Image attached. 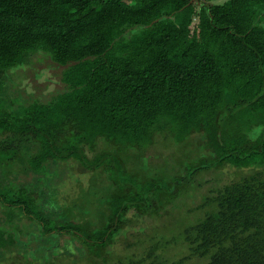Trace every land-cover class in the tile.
Returning a JSON list of instances; mask_svg holds the SVG:
<instances>
[{
    "label": "trees",
    "instance_id": "trees-1",
    "mask_svg": "<svg viewBox=\"0 0 264 264\" xmlns=\"http://www.w3.org/2000/svg\"><path fill=\"white\" fill-rule=\"evenodd\" d=\"M210 1L0 0V77L39 52L67 86L0 105L1 256L26 220L49 244L12 264H264V0ZM53 163L93 176L57 216L19 181ZM192 193L202 213L170 214ZM148 216L165 221L142 247Z\"/></svg>",
    "mask_w": 264,
    "mask_h": 264
},
{
    "label": "rangeland",
    "instance_id": "rangeland-1",
    "mask_svg": "<svg viewBox=\"0 0 264 264\" xmlns=\"http://www.w3.org/2000/svg\"><path fill=\"white\" fill-rule=\"evenodd\" d=\"M228 0H214L207 3H203L205 6H216L223 5ZM201 4V3H200ZM202 5V4H201ZM264 26V20L262 24ZM28 59V60H27ZM25 63L11 69L7 75L0 77V105L4 106V109H16L22 105H28L34 102L46 103L50 101L54 96L58 94H63L67 90V86L62 81V76L65 67L55 64L48 54H43L35 52L30 54ZM161 149V150H166ZM151 154H158L153 149L150 150ZM154 158L152 157L151 160ZM179 160V157L177 158ZM264 173V168L258 170ZM78 171L77 163H53L44 169V173L34 174L31 173L27 176L19 177V181L23 185H28L35 189L41 196L42 206L55 214V216L61 214L65 208L67 202L75 197L81 189L86 188L89 185V180H93L92 175L81 176ZM253 171L250 170H227L224 175L216 176L217 180L228 182L230 179H239L241 176L248 175ZM78 173V174H77ZM213 179L214 175H208ZM97 182L106 183V176L97 177ZM210 188V185L206 186L205 191ZM201 193H192L190 197H183L177 204L170 207L179 206L176 208H169L176 213H170L175 216L180 211V215L189 220H193L198 213L195 207L200 204ZM97 211V210H96ZM95 214L97 212H94ZM147 224L144 226L142 232H135L137 235L130 237V240H142L140 246L147 247L150 245V239L154 237V231L159 233L163 230L164 218H153L148 216L145 220ZM0 225H6L5 216L3 215V210L0 207ZM16 240L20 242L19 249L20 255H11L8 253L7 259L0 255V264H12L13 262H23L25 255L24 251L36 250L40 246H47L49 244L48 239L38 240L35 237L37 233L36 228L26 220L16 222ZM158 241L159 239L156 238ZM70 238L60 239L59 248L63 245H67L69 251H65L69 259L78 260L80 254L78 253L79 244L77 242H72L69 244ZM124 241V240H121ZM129 242V239H128ZM127 242V244H128ZM164 242V240H162ZM171 246H174L172 244ZM128 245L123 242L120 245V256H124L127 253ZM171 250V248H170ZM10 251V250H9ZM129 253L134 254V250H129ZM123 258V257H121ZM117 257L115 256L110 260V264L116 263Z\"/></svg>",
    "mask_w": 264,
    "mask_h": 264
}]
</instances>
